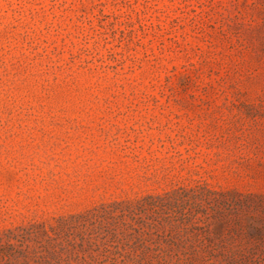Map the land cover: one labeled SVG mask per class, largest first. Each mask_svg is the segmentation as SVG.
<instances>
[{
    "label": "rangeland",
    "instance_id": "rangeland-1",
    "mask_svg": "<svg viewBox=\"0 0 264 264\" xmlns=\"http://www.w3.org/2000/svg\"><path fill=\"white\" fill-rule=\"evenodd\" d=\"M145 246L264 264V0H0V264Z\"/></svg>",
    "mask_w": 264,
    "mask_h": 264
},
{
    "label": "trees",
    "instance_id": "trees-1",
    "mask_svg": "<svg viewBox=\"0 0 264 264\" xmlns=\"http://www.w3.org/2000/svg\"><path fill=\"white\" fill-rule=\"evenodd\" d=\"M111 235L113 238L118 239L116 232H114ZM125 236V234H124ZM126 237V236H125ZM118 245V244H117ZM116 248L118 246H115ZM158 248L156 247H152V246H145V249H143V254L138 258L136 257H130L129 255L126 256L125 254H123V258H122V262L123 264H162L167 262L166 258H160L157 259L160 255V252L158 251ZM117 252H121L120 250H117ZM116 261H114L115 263Z\"/></svg>",
    "mask_w": 264,
    "mask_h": 264
}]
</instances>
